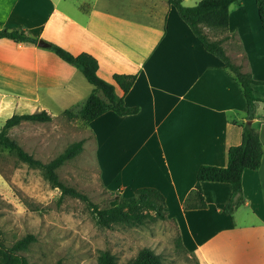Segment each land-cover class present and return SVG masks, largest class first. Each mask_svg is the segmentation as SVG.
I'll return each mask as SVG.
<instances>
[{
  "label": "crops",
  "instance_id": "crops-1",
  "mask_svg": "<svg viewBox=\"0 0 264 264\" xmlns=\"http://www.w3.org/2000/svg\"><path fill=\"white\" fill-rule=\"evenodd\" d=\"M2 28L22 29L72 54L90 53L97 74L113 83L118 95L122 90L113 74H135L123 100L138 112L108 110L87 123L102 183L159 190L167 217L197 264H264V28L255 0L230 4L227 29L220 34L229 35L222 42L226 54L255 81L252 92L259 100L251 123L263 145L259 167L242 172L243 202L231 213L221 210L232 196L227 182H201L205 207L185 208L183 202L198 167L225 166L229 146L240 143L246 100L233 74L204 49L174 5L167 0H0ZM93 90L74 65L46 47L0 37V106L11 110L5 118L78 107Z\"/></svg>",
  "mask_w": 264,
  "mask_h": 264
},
{
  "label": "rangeland",
  "instance_id": "rangeland-1",
  "mask_svg": "<svg viewBox=\"0 0 264 264\" xmlns=\"http://www.w3.org/2000/svg\"><path fill=\"white\" fill-rule=\"evenodd\" d=\"M220 34L212 29L208 33L215 37L211 39L220 38ZM5 108L0 106V128L11 112ZM77 109L72 108L74 112ZM51 110V120L22 121L8 129L9 136L43 162L82 139V151L57 169L59 178L85 193L100 208L109 205L111 191L122 197L133 195L132 190L102 183L87 124L78 116L69 119L63 111L54 107ZM104 154L115 155L113 151ZM60 193L42 169L28 165L0 146V237L11 246L33 235L28 246L18 251L28 264H97L100 250L112 253L117 264H126L142 247L157 254L161 264H197L194 256L179 245L172 219L147 218L141 225L114 224L107 228L96 224L84 201L70 195L60 197Z\"/></svg>",
  "mask_w": 264,
  "mask_h": 264
},
{
  "label": "trees",
  "instance_id": "trees-1",
  "mask_svg": "<svg viewBox=\"0 0 264 264\" xmlns=\"http://www.w3.org/2000/svg\"><path fill=\"white\" fill-rule=\"evenodd\" d=\"M174 5L180 18L190 27L192 33L201 41L207 51L218 57L225 68H227L240 84L246 100V121L242 124L241 140L236 145L229 146L227 150V163L225 166L202 164L196 172V181L192 190L185 197L183 205L185 208H201L206 206L202 194V181L227 182L231 187V198L223 205L222 211L231 213L243 202L242 195V172L249 168L256 170L261 161L263 145L259 139L258 132L251 120L254 117L255 106L259 100L252 92V83L255 82L249 73L243 72L239 65L234 63L226 54L222 42L228 38L225 34L220 38L211 39L205 28L218 30L223 33L227 29L229 6L238 0H199L191 6L184 5L183 0H167ZM261 26L264 28V0H255ZM0 37H8L15 41H29L37 44L39 40L45 41L47 49L53 51L64 61L74 65L94 86V90L86 97L84 102L78 106L76 112L73 107L66 108L63 113L72 119L78 116L84 123H89L108 110L118 115L133 114L138 112L137 106L124 104L123 95L132 86L136 75L125 73H114L113 80L122 90V95L115 91L114 84L101 78L97 74V59L88 52L72 54L62 46L48 40L32 36L22 29L14 28L0 29ZM100 91L105 99L96 92ZM52 115L45 109L30 113H13L7 117L0 128L1 148L14 153L20 160L28 165L42 169L46 179L53 187L60 190V197L70 195L84 201L91 209L96 224L110 228L114 224L141 225L147 218L167 219L165 210V199L162 193L154 187L143 186L134 190V194L122 197L111 191L112 199L109 205L100 208L92 202L88 196L76 188L64 183L57 173V169L67 160L74 158L83 149V140H78L68 145L61 153L47 162L35 158L25 151L17 141L8 134V129L18 125L22 121L46 122L51 120ZM34 239L28 234L16 240L11 246H7L0 237V264H28L27 260L18 251L25 249ZM178 243L182 246L180 237ZM183 247V246H182ZM97 264H117L115 256L107 250H100ZM126 264H161V260L150 248L142 247L136 256Z\"/></svg>",
  "mask_w": 264,
  "mask_h": 264
},
{
  "label": "water",
  "instance_id": "water-1",
  "mask_svg": "<svg viewBox=\"0 0 264 264\" xmlns=\"http://www.w3.org/2000/svg\"><path fill=\"white\" fill-rule=\"evenodd\" d=\"M37 44H38L39 46H42V47H47V46H48V44H47L45 41H43V40H39V41L37 42Z\"/></svg>",
  "mask_w": 264,
  "mask_h": 264
}]
</instances>
